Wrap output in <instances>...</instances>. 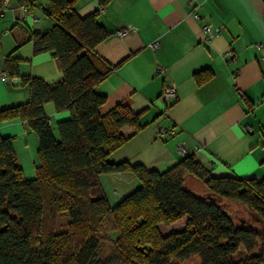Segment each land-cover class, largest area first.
<instances>
[{
    "label": "trees",
    "instance_id": "16d2710c",
    "mask_svg": "<svg viewBox=\"0 0 264 264\" xmlns=\"http://www.w3.org/2000/svg\"><path fill=\"white\" fill-rule=\"evenodd\" d=\"M110 1L98 0L99 10ZM44 12L53 25L31 34L33 49L51 52L62 78L23 77L28 100L0 108V122L18 118L38 141L35 177L26 178L13 138L0 134V264H95L104 225L118 233L110 245L117 264H264V178L216 176L191 155L162 172L110 161L126 140L121 129L141 125L127 102L100 112L106 96L94 87L112 66L95 47L109 33L99 11L80 17L75 0H49ZM4 69L17 73L16 61L8 57ZM46 102L70 112L57 123L58 138ZM117 172L133 174L140 185L112 206L98 176ZM186 178L205 193L188 189ZM217 198L242 203L249 218L234 220ZM183 219L181 228L160 229Z\"/></svg>",
    "mask_w": 264,
    "mask_h": 264
},
{
    "label": "crops",
    "instance_id": "0c3cea01",
    "mask_svg": "<svg viewBox=\"0 0 264 264\" xmlns=\"http://www.w3.org/2000/svg\"><path fill=\"white\" fill-rule=\"evenodd\" d=\"M48 4L49 0H11L0 12V73L8 57L17 69L14 74L5 70L6 81L0 76V108L28 100L23 77L46 83L62 78L58 59L49 51L35 53L31 40L32 33L53 25L44 12ZM75 6L80 17L99 11L109 33L95 47L112 66L94 87L106 96L100 112L127 102L139 113L141 127L121 129L126 140L112 151L110 161L127 160L162 172L183 157V147L216 176L264 178V0H111L102 10L98 0H75ZM203 22L220 25L221 33L205 40ZM119 30L127 33L120 35ZM154 41L159 44L156 49L150 47ZM168 84L175 85L176 98L161 102ZM43 112L58 138L57 123L70 112L57 111L52 102L44 103ZM0 134L13 138L22 170L32 164L35 171V132L13 118L0 122ZM98 178L112 206L140 185L128 172ZM184 221L160 229L167 233Z\"/></svg>",
    "mask_w": 264,
    "mask_h": 264
},
{
    "label": "rangeland",
    "instance_id": "374dc122",
    "mask_svg": "<svg viewBox=\"0 0 264 264\" xmlns=\"http://www.w3.org/2000/svg\"><path fill=\"white\" fill-rule=\"evenodd\" d=\"M28 170H29V173H28ZM22 171H23L24 177L26 178H33V177H30L32 176V174L35 177L34 166L32 167V164L31 166L29 165V169L25 167V169H23ZM184 183L186 187L190 189L191 191H194L198 194L205 193V190L201 189L202 185L198 182L193 184L191 183L189 178H186ZM215 202L228 215H230L236 221L239 220L240 218H243V219L249 218V215H248L249 210L242 203H238V202L228 200L225 198H217ZM171 229H177V228H171ZM101 235L104 238L103 252L100 255H98L95 264H117L119 261V255L111 250L110 245L111 243L116 241L118 237V233L115 230H113V227L111 225H104L101 229ZM181 263L182 264H192V262L188 263V261L181 262Z\"/></svg>",
    "mask_w": 264,
    "mask_h": 264
},
{
    "label": "built area",
    "instance_id": "2783aa9c",
    "mask_svg": "<svg viewBox=\"0 0 264 264\" xmlns=\"http://www.w3.org/2000/svg\"><path fill=\"white\" fill-rule=\"evenodd\" d=\"M10 1L11 0H0V12H2L8 5H9V3H10ZM21 9H22V11H23V14H26V15H28V13H29V10H28V6H27V4L26 3H22L21 5ZM200 15L197 13V12H193V17L194 18H200L199 17ZM22 19H24L25 20V17L24 16H22L21 17ZM31 20H37L36 19V17H33V16H31V18H30ZM201 28H202V32H203V35H204V39L205 40H209L210 39V37L213 35V34H219V33H221V30H222V27L220 26V25H217V26H213L212 24H210V23H206V22H203L202 24H201ZM127 33V30H119L118 31V34H120V35H124V34H126ZM158 46H159V44H158V42L157 41H154V42H152L151 44H150V47H152L153 49H156V48H158ZM0 76H1V79L3 80V81H6L7 80V73H6V71L5 70H3L1 73H0ZM176 98V87H175V85L174 84H168V85H166V87L164 88V91H163V93L160 95V97H159V101H164V100H166V99H171V100H173V99H175ZM161 133H164V128L163 127H161L160 128V134ZM167 133L169 134V135H173V130L172 129H169V130H167ZM180 152L182 153V156H186V155H188L187 153H186V150L183 148V147H180Z\"/></svg>",
    "mask_w": 264,
    "mask_h": 264
}]
</instances>
